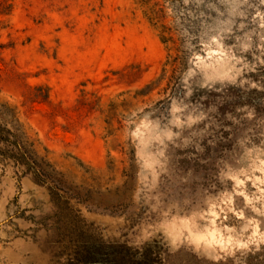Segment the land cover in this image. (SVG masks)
<instances>
[{
	"label": "rangeland",
	"instance_id": "rangeland-1",
	"mask_svg": "<svg viewBox=\"0 0 264 264\" xmlns=\"http://www.w3.org/2000/svg\"><path fill=\"white\" fill-rule=\"evenodd\" d=\"M0 111V264H264V0H0Z\"/></svg>",
	"mask_w": 264,
	"mask_h": 264
},
{
	"label": "trees",
	"instance_id": "trees-1",
	"mask_svg": "<svg viewBox=\"0 0 264 264\" xmlns=\"http://www.w3.org/2000/svg\"><path fill=\"white\" fill-rule=\"evenodd\" d=\"M5 117L0 111V163L13 164L24 175H33L39 184H47L50 177L41 166L37 153L31 149L20 130L14 126L15 123H19L17 116L14 115L11 120L12 128H9Z\"/></svg>",
	"mask_w": 264,
	"mask_h": 264
}]
</instances>
